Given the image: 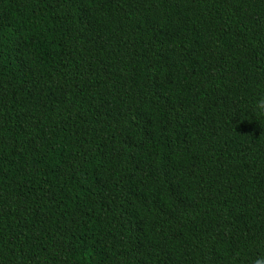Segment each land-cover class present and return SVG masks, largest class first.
<instances>
[{
    "label": "trees",
    "instance_id": "trees-1",
    "mask_svg": "<svg viewBox=\"0 0 264 264\" xmlns=\"http://www.w3.org/2000/svg\"><path fill=\"white\" fill-rule=\"evenodd\" d=\"M0 264H264V0H0Z\"/></svg>",
    "mask_w": 264,
    "mask_h": 264
}]
</instances>
